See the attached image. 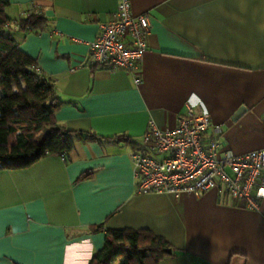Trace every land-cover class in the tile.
Listing matches in <instances>:
<instances>
[{
    "label": "crops",
    "instance_id": "1",
    "mask_svg": "<svg viewBox=\"0 0 264 264\" xmlns=\"http://www.w3.org/2000/svg\"><path fill=\"white\" fill-rule=\"evenodd\" d=\"M9 1L10 31L53 79L74 141L0 169V264H87L121 228L165 237L159 264H264V192L258 208L224 188L139 194L131 159L149 121L176 125L186 102L221 125L223 147H264V0H130L151 24L139 83L88 59L121 0ZM27 17L34 29H20Z\"/></svg>",
    "mask_w": 264,
    "mask_h": 264
},
{
    "label": "built area",
    "instance_id": "2",
    "mask_svg": "<svg viewBox=\"0 0 264 264\" xmlns=\"http://www.w3.org/2000/svg\"><path fill=\"white\" fill-rule=\"evenodd\" d=\"M147 12L133 14L130 0H121L101 33L88 43L92 64L126 69L136 83L148 47L150 20ZM176 125L158 126L149 121L132 152L135 190L139 194L183 192L196 196L212 188L248 207H257L254 189L264 192V147L236 154L223 147L222 127L203 109L186 102Z\"/></svg>",
    "mask_w": 264,
    "mask_h": 264
},
{
    "label": "trees",
    "instance_id": "3",
    "mask_svg": "<svg viewBox=\"0 0 264 264\" xmlns=\"http://www.w3.org/2000/svg\"><path fill=\"white\" fill-rule=\"evenodd\" d=\"M9 2L0 0V169L26 167L47 155L65 156L74 141L56 121L61 102L53 79L18 47L10 31ZM32 19L27 17L20 29H34ZM170 247L165 237L148 229H108L103 246L87 264H159Z\"/></svg>",
    "mask_w": 264,
    "mask_h": 264
},
{
    "label": "clouds",
    "instance_id": "4",
    "mask_svg": "<svg viewBox=\"0 0 264 264\" xmlns=\"http://www.w3.org/2000/svg\"><path fill=\"white\" fill-rule=\"evenodd\" d=\"M84 243H85V244H88L87 241H85ZM88 247H89V249H91V248H92V245H91V244H88ZM89 257H90V253H89Z\"/></svg>",
    "mask_w": 264,
    "mask_h": 264
},
{
    "label": "bare ground",
    "instance_id": "5",
    "mask_svg": "<svg viewBox=\"0 0 264 264\" xmlns=\"http://www.w3.org/2000/svg\"><path fill=\"white\" fill-rule=\"evenodd\" d=\"M252 150H255V149H252ZM252 150H249V151H252ZM248 152V151H247ZM244 153H246V152H244Z\"/></svg>",
    "mask_w": 264,
    "mask_h": 264
},
{
    "label": "water",
    "instance_id": "6",
    "mask_svg": "<svg viewBox=\"0 0 264 264\" xmlns=\"http://www.w3.org/2000/svg\"><path fill=\"white\" fill-rule=\"evenodd\" d=\"M169 249H167V251H168Z\"/></svg>",
    "mask_w": 264,
    "mask_h": 264
}]
</instances>
